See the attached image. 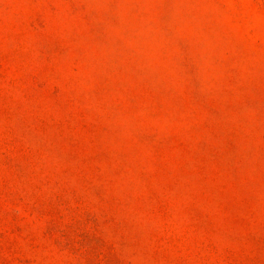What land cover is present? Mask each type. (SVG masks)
<instances>
[{"label":"rangeland","instance_id":"obj_1","mask_svg":"<svg viewBox=\"0 0 264 264\" xmlns=\"http://www.w3.org/2000/svg\"><path fill=\"white\" fill-rule=\"evenodd\" d=\"M0 264H264V0H0Z\"/></svg>","mask_w":264,"mask_h":264}]
</instances>
